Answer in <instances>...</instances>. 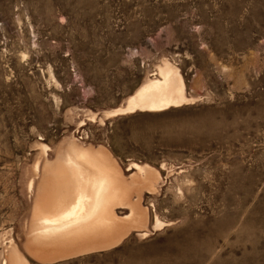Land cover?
Returning a JSON list of instances; mask_svg holds the SVG:
<instances>
[{
    "label": "rangeland",
    "instance_id": "1",
    "mask_svg": "<svg viewBox=\"0 0 264 264\" xmlns=\"http://www.w3.org/2000/svg\"><path fill=\"white\" fill-rule=\"evenodd\" d=\"M162 57L193 100L100 122ZM67 135L159 170L163 225L33 258L25 179ZM9 238L30 264H264V0H0V264Z\"/></svg>",
    "mask_w": 264,
    "mask_h": 264
},
{
    "label": "bare ground",
    "instance_id": "2",
    "mask_svg": "<svg viewBox=\"0 0 264 264\" xmlns=\"http://www.w3.org/2000/svg\"><path fill=\"white\" fill-rule=\"evenodd\" d=\"M155 70L122 103L101 111L97 119L102 122L136 110L160 111L193 100L172 62L162 57ZM78 122L77 127L83 123ZM74 137L67 135L56 144L50 159L34 160L26 175L25 192L31 199L22 245L39 262L107 249L131 229L145 236L163 225L156 216L149 225L148 209L142 205L143 192L155 193L162 184L159 170L134 161L122 169L106 147ZM40 148L41 154L50 149L45 144ZM127 170L131 172L126 175ZM115 207L126 211L118 215ZM4 250L2 264H30L11 238Z\"/></svg>",
    "mask_w": 264,
    "mask_h": 264
}]
</instances>
